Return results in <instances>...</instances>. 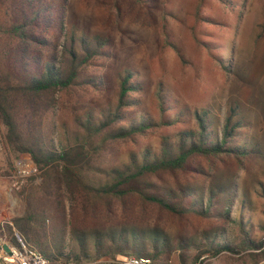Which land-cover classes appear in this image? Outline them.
Masks as SVG:
<instances>
[{"label":"rangeland","instance_id":"374dc122","mask_svg":"<svg viewBox=\"0 0 264 264\" xmlns=\"http://www.w3.org/2000/svg\"><path fill=\"white\" fill-rule=\"evenodd\" d=\"M65 1V31L74 26L77 33L106 42V53L93 60L89 69L90 74L102 79V91L93 92L90 104L115 103L118 74L130 70L140 90L132 94L138 100L132 112L157 122L134 143L114 145V154L107 157L108 166L118 164L129 151L156 150L163 135L193 129V123L158 127L159 87L169 96L165 106L175 107L168 114L206 113L218 138L230 110L234 111L233 122H239V128L231 144L248 154L196 156L186 170L149 175L130 187L145 194L171 193L178 198L185 192L202 205L210 193L217 204L211 218L195 214L180 217L131 192L121 199L107 200V206L101 203L90 227L73 229L67 223L62 244L66 253L71 251L69 264L112 262L111 258H96L93 242L97 234L100 254L105 247L111 249L109 243L119 237L122 245L126 242L128 246L131 235L136 237V254L128 250L127 257H116V264L137 254L151 260L156 254L154 264H191L204 249L208 252L196 264H264V249L241 246L245 240L259 242L263 230L258 225L264 226V0ZM47 40L58 47L40 49L41 64L58 54L63 36L47 29ZM62 118L70 117L66 113ZM2 134L0 126V203L2 214L13 220L24 214L27 199L35 202L41 179H32V174L18 176V158L4 146ZM7 202L14 204L13 214L4 210ZM225 208L228 214L224 218L220 213ZM64 212L68 222L66 202ZM239 221L245 226L244 232ZM71 235L75 241L69 246ZM212 239L238 248L214 256L206 245ZM27 242L44 254L39 246ZM79 242L84 243L86 258ZM48 264L66 262L48 260Z\"/></svg>","mask_w":264,"mask_h":264},{"label":"trees","instance_id":"16d2710c","mask_svg":"<svg viewBox=\"0 0 264 264\" xmlns=\"http://www.w3.org/2000/svg\"><path fill=\"white\" fill-rule=\"evenodd\" d=\"M65 2L0 0V126L4 146L15 158L29 156L35 167L32 179H41L35 202L31 204L27 199L24 214L14 218L13 225L27 241L44 251L47 260L61 259L69 264L71 251L66 253L62 244L67 223L73 229L90 227L98 217L101 203L107 206V200L121 199L131 192L180 217L195 214L211 218L217 204L210 193L202 205L185 192L178 198L171 193L145 194L130 187L149 175L186 170L196 156L248 154L231 144L239 128V122H233L234 111L230 110L218 138L206 113L178 111L168 114L175 107L165 106L169 96L159 87L158 127L193 123V129L163 135L156 150L148 147L129 151L125 159L108 166L107 157L114 154V145L134 143L137 137L157 126V122L132 112L138 105L132 94L140 90L134 80L136 76L130 70L118 74L115 103L90 104L93 92L102 91V79L98 78V82L89 69L93 67V60L106 53L103 50L106 42L84 32L77 33L74 26L65 31ZM47 29L56 36L62 35L63 42L58 54L41 64L40 49L50 47L55 50L58 47L47 40ZM66 113L70 118H62ZM65 202L68 204V222ZM227 214V208L220 213L224 218ZM238 224L244 232V224L240 221ZM258 228L264 230L263 225L259 224ZM131 238L129 246L126 242L122 245V237L117 242L111 241L109 246L114 252L105 247L100 254L99 235H95L96 258H111L112 261L99 264H116V257H127L128 250L130 254H136V237L131 235ZM74 241V235H71L68 245H73ZM206 245L214 256L235 252L238 248L233 243L213 239ZM244 245L254 250L262 249L263 242L245 240L241 242V246ZM78 246L86 258L84 243L79 242ZM207 252L206 249L199 251L191 264H196ZM136 257L141 256L137 254ZM156 257L153 254L150 264L155 263Z\"/></svg>","mask_w":264,"mask_h":264},{"label":"built area","instance_id":"2783aa9c","mask_svg":"<svg viewBox=\"0 0 264 264\" xmlns=\"http://www.w3.org/2000/svg\"><path fill=\"white\" fill-rule=\"evenodd\" d=\"M16 169L20 177H26L35 172V167L27 155L17 160ZM6 204L4 210L7 214H13L14 204L11 202ZM2 210L3 204L0 203V264H48L46 256L29 244L14 227L12 216H4ZM262 233V249H264V230ZM121 264H150V259L130 257Z\"/></svg>","mask_w":264,"mask_h":264},{"label":"bare ground","instance_id":"6f19581e","mask_svg":"<svg viewBox=\"0 0 264 264\" xmlns=\"http://www.w3.org/2000/svg\"><path fill=\"white\" fill-rule=\"evenodd\" d=\"M12 204V203H11Z\"/></svg>","mask_w":264,"mask_h":264}]
</instances>
